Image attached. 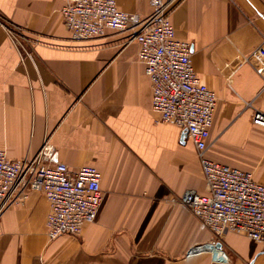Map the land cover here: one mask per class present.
Masks as SVG:
<instances>
[{"label":"crops","instance_id":"1","mask_svg":"<svg viewBox=\"0 0 264 264\" xmlns=\"http://www.w3.org/2000/svg\"><path fill=\"white\" fill-rule=\"evenodd\" d=\"M112 1L151 14L147 0ZM163 1L217 98L206 156L264 185V128L251 122L254 110L264 114V74L242 62L264 45V0ZM63 4L0 0V150L18 161L47 142L70 170L97 169L102 202L79 236L48 240L49 205L28 191L0 212V264H264L260 244L232 232L216 238L182 204L185 193H204L201 165L184 130L152 111L130 33L74 41ZM240 238L248 253L236 248Z\"/></svg>","mask_w":264,"mask_h":264},{"label":"built area","instance_id":"2","mask_svg":"<svg viewBox=\"0 0 264 264\" xmlns=\"http://www.w3.org/2000/svg\"><path fill=\"white\" fill-rule=\"evenodd\" d=\"M147 3L151 14L144 18L121 12L112 0H64L60 15L74 41L98 38L107 31L130 33L129 41L138 46L137 57L150 85L152 111L160 122L186 131L201 165L204 193L189 191L182 204L216 238L232 232L264 249V185L250 173L206 156L216 95L194 72L191 46L177 39L168 5L163 0ZM242 62L262 76L264 45L245 55ZM251 122L264 128V114L254 110ZM28 191L42 194L49 205L48 240L79 236L85 225L94 222L102 202L97 169L70 170L47 142L33 158L18 161L0 150V212L22 204Z\"/></svg>","mask_w":264,"mask_h":264},{"label":"rangeland","instance_id":"3","mask_svg":"<svg viewBox=\"0 0 264 264\" xmlns=\"http://www.w3.org/2000/svg\"><path fill=\"white\" fill-rule=\"evenodd\" d=\"M235 246L238 249V251L242 252V253H248L251 248L249 246V244L247 243V241L240 239H235ZM264 255V254H263ZM262 256V255H261ZM260 256V257H261ZM262 258V257H261ZM263 259V258H262ZM261 259H259L258 261H260Z\"/></svg>","mask_w":264,"mask_h":264},{"label":"water","instance_id":"4","mask_svg":"<svg viewBox=\"0 0 264 264\" xmlns=\"http://www.w3.org/2000/svg\"><path fill=\"white\" fill-rule=\"evenodd\" d=\"M184 133L186 134V131H184ZM221 248V244L220 243H216L214 246H211V245H204V246H201L197 251L198 252H203V251H210V250H218Z\"/></svg>","mask_w":264,"mask_h":264}]
</instances>
